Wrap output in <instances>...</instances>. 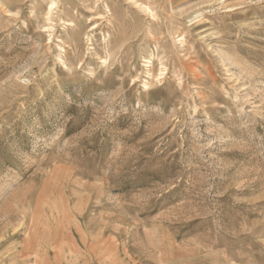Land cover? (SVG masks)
Listing matches in <instances>:
<instances>
[{"label":"rangeland","instance_id":"obj_1","mask_svg":"<svg viewBox=\"0 0 264 264\" xmlns=\"http://www.w3.org/2000/svg\"><path fill=\"white\" fill-rule=\"evenodd\" d=\"M51 1L0 0V264H264V0Z\"/></svg>","mask_w":264,"mask_h":264},{"label":"bare ground","instance_id":"obj_2","mask_svg":"<svg viewBox=\"0 0 264 264\" xmlns=\"http://www.w3.org/2000/svg\"><path fill=\"white\" fill-rule=\"evenodd\" d=\"M53 1H54V0L51 1V4H52ZM49 6H50V5H49ZM51 6H53V5H51ZM51 9H52V7H51ZM48 10H49V9H48ZM71 245H72V244H71ZM74 248H75V247H73V249H74Z\"/></svg>","mask_w":264,"mask_h":264}]
</instances>
